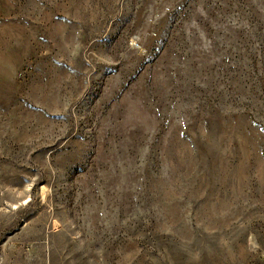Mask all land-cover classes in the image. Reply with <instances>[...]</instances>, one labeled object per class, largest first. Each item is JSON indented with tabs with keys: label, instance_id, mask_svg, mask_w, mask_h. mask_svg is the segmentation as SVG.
Segmentation results:
<instances>
[{
	"label": "rangeland",
	"instance_id": "rangeland-1",
	"mask_svg": "<svg viewBox=\"0 0 264 264\" xmlns=\"http://www.w3.org/2000/svg\"><path fill=\"white\" fill-rule=\"evenodd\" d=\"M0 264H264V0H0Z\"/></svg>",
	"mask_w": 264,
	"mask_h": 264
},
{
	"label": "trees",
	"instance_id": "trees-1",
	"mask_svg": "<svg viewBox=\"0 0 264 264\" xmlns=\"http://www.w3.org/2000/svg\"><path fill=\"white\" fill-rule=\"evenodd\" d=\"M213 1H215V0H213ZM218 5V4H217ZM211 7V6H210ZM218 8H220V7H218ZM250 25H252V24H250ZM255 27H256V29H257V31L260 33V31H262V29H263V26H262V24H259V23H256V25H255ZM256 56V54H254V53H252L251 54V57L253 58V57H255ZM252 58H250V60L252 61ZM253 63H254V61H252ZM240 78L237 80V83H243V82H247V79L250 77V74H248V75H243V74H240ZM225 91H227L230 95H235L237 98H238V96H239V93H240V88H234V90H225ZM223 93H226V92H223Z\"/></svg>",
	"mask_w": 264,
	"mask_h": 264
}]
</instances>
